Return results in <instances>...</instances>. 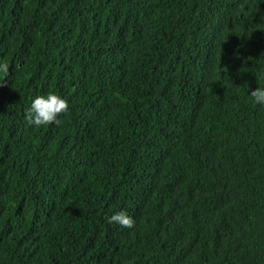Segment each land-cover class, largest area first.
Listing matches in <instances>:
<instances>
[{
	"label": "trees",
	"instance_id": "obj_1",
	"mask_svg": "<svg viewBox=\"0 0 264 264\" xmlns=\"http://www.w3.org/2000/svg\"><path fill=\"white\" fill-rule=\"evenodd\" d=\"M0 63V264H264V0H0Z\"/></svg>",
	"mask_w": 264,
	"mask_h": 264
},
{
	"label": "clouds",
	"instance_id": "obj_2",
	"mask_svg": "<svg viewBox=\"0 0 264 264\" xmlns=\"http://www.w3.org/2000/svg\"><path fill=\"white\" fill-rule=\"evenodd\" d=\"M0 73L7 76L9 73V65L7 63H0ZM250 95L254 104L264 105V88L258 87ZM67 111V100L50 92L47 95L37 96L32 100L30 108L26 112V119L30 125H35L36 127L49 124L58 125L60 123L58 117L67 113ZM108 223H115L124 228H133L135 221L126 212L121 211L108 218Z\"/></svg>",
	"mask_w": 264,
	"mask_h": 264
}]
</instances>
